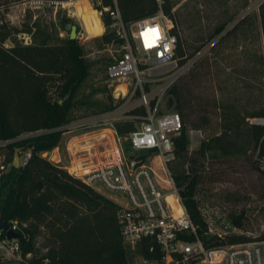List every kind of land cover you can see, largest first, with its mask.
I'll use <instances>...</instances> for the list:
<instances>
[{"label": "trees", "instance_id": "trees-1", "mask_svg": "<svg viewBox=\"0 0 264 264\" xmlns=\"http://www.w3.org/2000/svg\"><path fill=\"white\" fill-rule=\"evenodd\" d=\"M2 3L7 5L9 1L0 0ZM91 3L96 9L114 4L113 0H91ZM116 4L124 21L152 15L159 9L173 19L171 0H116ZM258 9L264 41V0L259 2ZM100 18L109 26L108 12H103ZM243 19H237L226 34L235 30ZM10 29L18 31L15 26L0 24V140L20 136L7 145L9 150L13 153L19 148V154L26 150L30 154L25 162L19 166L12 164L0 174V213L1 220L8 224L16 220L20 225L18 240L22 255L31 252L19 264H130L131 250L122 243L117 221L119 205L43 155L60 144L62 134L57 127L71 118L73 96L88 70L82 46L75 37L68 36L60 42L26 45L16 42L7 47L3 43ZM223 29L219 25L215 34ZM173 30L176 32L175 27ZM100 38L104 42L119 43L111 29L104 31ZM177 54L179 63L189 56L180 38ZM180 78L168 90L173 97L167 99V105L175 107L182 122L179 133L172 137L175 156L168 162V168L192 222L206 246L263 238L264 230L254 236L232 231L207 234V220L201 211L197 188L202 173L206 172L207 158L218 161L247 158L264 178V169L260 167L264 159V124L249 122L250 117H264V106L251 112L245 126L238 120L223 123L218 132L190 150L187 129L200 126L189 119L179 91ZM117 103L110 97L109 104L100 111L111 109ZM145 111L141 104L127 112L142 115ZM202 118L204 123L208 122L206 116ZM134 127L132 120L115 123L122 136ZM27 132L33 133L23 135ZM123 144L127 147L128 140L124 139ZM245 217V210L241 209L231 216V223L240 227ZM39 236L42 249L36 242ZM141 250L146 257L160 258L157 247L150 251L144 244Z\"/></svg>", "mask_w": 264, "mask_h": 264}, {"label": "built area", "instance_id": "built-area-1", "mask_svg": "<svg viewBox=\"0 0 264 264\" xmlns=\"http://www.w3.org/2000/svg\"><path fill=\"white\" fill-rule=\"evenodd\" d=\"M73 1L24 0L23 4L64 7ZM113 3V6L105 5L96 10L99 16L108 12L111 18L110 29L119 39L117 44L122 50L119 57L108 65L107 75L117 82L114 91L122 97L127 94L135 96V99L126 110H122L118 104L111 109L83 115L59 125L57 129L61 130L62 135L78 129H90L94 133L96 131L100 139L99 142L88 141V136H85L91 133L88 131L71 134L64 146L67 164L61 166L96 190L105 187L115 192L111 199L119 205L117 221L122 243L131 251L140 250L144 244L148 245L150 251L157 247L160 258L146 257L152 262L264 264V237L206 246L182 202L168 168V162L175 156L172 137L179 133L182 122L176 110L160 109L161 97L189 70L202 55V51L179 63V35L173 30L175 24L172 18L159 9L152 15L124 21L116 0ZM70 6L69 14L74 15L73 5ZM1 23L3 21L0 19ZM221 35V32L217 33L202 50H207ZM17 37L22 44L32 42L31 32L27 30H18ZM3 44L10 46L6 40ZM151 64H156V68L162 70L148 71L146 77L145 70L154 68L149 66ZM128 78L130 80H126ZM152 83L157 86H152ZM151 100H154L152 105ZM141 104L146 109L144 114L127 112ZM126 120L134 121L135 127L122 136L118 134L115 123ZM249 122L264 124V117H250ZM19 137L1 139L0 145H8ZM124 139L129 142L127 147L123 144ZM29 154L27 150L20 153L19 161L25 162ZM55 160L59 163L61 158ZM11 165L12 161L7 163L6 169ZM156 166L161 168L163 175L157 172ZM260 167L264 169V159ZM203 209L201 207L202 212ZM221 215V211L217 210L214 218L217 220ZM215 219L206 218L207 234L222 235L234 228L231 222L221 223L215 228ZM7 229L18 232L20 226L16 220H12L10 224L7 223ZM18 239L19 236L8 238L6 229L0 228V258L21 261L31 256V252L22 255Z\"/></svg>", "mask_w": 264, "mask_h": 264}, {"label": "rangeland", "instance_id": "rangeland-1", "mask_svg": "<svg viewBox=\"0 0 264 264\" xmlns=\"http://www.w3.org/2000/svg\"><path fill=\"white\" fill-rule=\"evenodd\" d=\"M8 1L7 5L0 4V19L7 26L31 32L32 42H60L69 36L70 28L67 24L77 25L75 38L83 48L88 70L73 96L70 119L76 120L83 115L100 111L109 104L110 97L113 103L118 101L117 105L122 110L130 107L135 96H120L114 91L117 82L107 75L108 65L119 57L122 50L114 42L101 40V34L108 31L110 26L103 25L91 0H75L66 3L64 7L31 6L23 4L24 0ZM260 1L171 0L175 30L185 52L192 56L202 51V55L181 76L178 83L181 86L179 91L183 95V104L189 111V119L200 126H189L187 129L190 150L197 148L202 139L218 132L223 123L232 124V121L238 120L245 126L251 112L264 106V41L258 9ZM70 5H73L74 15L69 14L68 10L72 8ZM239 18L244 19L235 30L226 34V30ZM219 25L224 26L221 31L222 39L214 42L207 50H202L216 35L215 30ZM19 41L17 32L10 29L6 42L12 45ZM149 66L154 68L145 70V76L148 71L162 70L156 68V64ZM151 85L157 86L156 83ZM170 97L173 95L169 93L161 97L160 109L175 110L173 105H167ZM203 116L207 117L208 122L204 123ZM81 130L64 133L58 149L52 148L45 154L55 162V159L61 158V165L67 164L65 142L71 134L81 133ZM87 131L91 132L85 135L88 136V141H100L96 131ZM11 156L13 153L8 146L0 145V174L6 171ZM205 162L206 172L202 173L203 178L197 188L205 217L214 220L217 210L221 211V217L214 221V227L218 228L221 223L231 222V216L244 209L246 217L242 219V225L236 227L232 224L234 228L230 231L249 235H257L263 231L262 175L243 157L223 161L207 158ZM155 168L163 175L159 166ZM212 170L214 172H209ZM98 191L109 198L115 196V192L105 187H99ZM24 233L27 234L26 231ZM41 240L40 236L36 238L40 247ZM129 263L159 264L147 259L141 249L129 252ZM0 264H19V260L0 258Z\"/></svg>", "mask_w": 264, "mask_h": 264}, {"label": "water", "instance_id": "water-1", "mask_svg": "<svg viewBox=\"0 0 264 264\" xmlns=\"http://www.w3.org/2000/svg\"><path fill=\"white\" fill-rule=\"evenodd\" d=\"M67 27L70 28V32H69V37L70 38H74L76 36V25L75 24H67ZM19 148H15L14 152H13V158H12V164L14 166H19L20 161H19ZM43 155H46L45 152L43 153ZM0 228L2 229H6V235L8 238L11 237H18L19 233L15 232L11 229H7V223L5 220H1V213H0Z\"/></svg>", "mask_w": 264, "mask_h": 264}, {"label": "crops", "instance_id": "crops-1", "mask_svg": "<svg viewBox=\"0 0 264 264\" xmlns=\"http://www.w3.org/2000/svg\"><path fill=\"white\" fill-rule=\"evenodd\" d=\"M88 3L90 4V2L88 1ZM101 19V18H100ZM101 22H102V20H101ZM103 23V22H102ZM235 23V22H234ZM234 23L231 25V27L234 25ZM104 25V24H103Z\"/></svg>", "mask_w": 264, "mask_h": 264}, {"label": "bare ground", "instance_id": "bare-ground-1", "mask_svg": "<svg viewBox=\"0 0 264 264\" xmlns=\"http://www.w3.org/2000/svg\"><path fill=\"white\" fill-rule=\"evenodd\" d=\"M97 13V12H96ZM97 15H98V13H97ZM99 16V15H98Z\"/></svg>", "mask_w": 264, "mask_h": 264}]
</instances>
